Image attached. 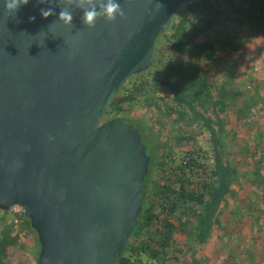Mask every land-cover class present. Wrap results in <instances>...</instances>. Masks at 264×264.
<instances>
[{"label":"water","instance_id":"1","mask_svg":"<svg viewBox=\"0 0 264 264\" xmlns=\"http://www.w3.org/2000/svg\"><path fill=\"white\" fill-rule=\"evenodd\" d=\"M189 1L119 0L125 18L101 17L94 28L82 12L105 0L83 8L29 0L14 17L0 6V211L23 208L37 264L120 258L141 212L149 158L135 127L101 120L128 80L149 69ZM48 7L74 10L72 27L43 18Z\"/></svg>","mask_w":264,"mask_h":264},{"label":"trees","instance_id":"2","mask_svg":"<svg viewBox=\"0 0 264 264\" xmlns=\"http://www.w3.org/2000/svg\"><path fill=\"white\" fill-rule=\"evenodd\" d=\"M184 6L181 15H175L169 29L159 38L149 69L167 60L164 74L159 80V87L167 95L159 97L157 101L170 112L184 117L188 126H198L195 132L188 135L190 137L185 138L183 135L185 139H177V144L193 141V138L202 137L204 131H207L211 155L195 154L193 146L189 144L186 154L176 163L170 153H165L168 159H163V152L158 153L160 149L150 150L147 155L148 172L143 182L141 212L115 264H143V260L151 264H169L168 261L172 260L176 264L182 263L180 258L188 254L187 264H203L188 248H176L174 245L178 238L175 236L185 234L193 237L199 245H205L211 232L220 225L224 198L233 194L231 186L239 177L238 169L229 162L223 142V121H213L196 109L204 108L202 111L206 112L208 107L206 109L205 106L208 103L211 108L216 107L221 112L226 106L223 101L211 97L201 63L215 62L229 52L238 51L233 35L212 34L213 25L221 17L226 25L236 28L243 26L249 35L258 38L259 53L264 63V0H191ZM190 14H198L200 17L193 19L188 17ZM200 38L203 40L200 41ZM260 89L264 95V82ZM145 90L143 83H133L129 89L122 87L111 101L104 117L105 123L121 119L133 126L135 123L128 120L127 113L135 108L138 96ZM259 103L264 107V98ZM138 133L142 142L143 136L139 130ZM250 154L253 155L252 151ZM154 167L163 177L150 182ZM258 176V166L254 165L249 178L256 180ZM149 183H153V188H150ZM1 218L4 224L0 231V264H9L8 259L22 240L20 234L23 230L8 225L5 216L1 215ZM21 225H26L29 233L35 236L25 219ZM142 234L145 241L139 239ZM179 239L181 243L185 237ZM34 240L38 245L35 237ZM168 249L174 253L171 255ZM38 258L39 254L35 264Z\"/></svg>","mask_w":264,"mask_h":264},{"label":"rangeland","instance_id":"3","mask_svg":"<svg viewBox=\"0 0 264 264\" xmlns=\"http://www.w3.org/2000/svg\"><path fill=\"white\" fill-rule=\"evenodd\" d=\"M185 6L182 5L178 12L177 16L179 17L184 10ZM176 16V17H177ZM240 27V26H238ZM238 27H234L231 25H226L224 19L221 17L219 18L215 24L213 25V35H221V34H227L229 36L233 35L236 38L235 44L238 46L237 52H229L228 54L224 55L223 58H218L215 62H202L201 68L203 67V76L205 79H207V86L209 88L211 97L214 100H222L226 104V108L224 113H221L216 110V107L211 108L209 104L205 106V108L208 110L206 112H203L200 107L196 108L199 112L203 113L205 116L211 118L213 121H218L221 117L224 118H230V115H233V119L236 117V122H234L233 126V133H234V139L237 135V132L240 131L241 128H244L243 122H240L239 120H243L242 117H251V114L256 111H259V108L262 106H257L255 110H252L251 107L253 105L258 104L262 98H264V95L260 91L261 84L264 82V77L259 79V82H253L250 80V85L244 84L246 88H235V84L233 86H229V84H225V77L229 76L230 70L234 68L233 74H235V71L240 69L241 74H249L253 71V66L260 62L262 55L259 53V44H258V38H255L251 35H248V31L245 30H238ZM235 29L234 31L231 29ZM238 30V31H237ZM237 31V32H236ZM203 38H200V41H202ZM164 41L162 42V44ZM166 54V52H165ZM164 54V55H165ZM167 55V54H166ZM242 55L247 56V59L250 56L253 57V62L248 65L247 60H241ZM166 58V56L164 57ZM255 59L257 60L256 63ZM167 60H163L161 64L157 67H152L148 69L147 71L140 73L138 75H135L131 77L130 82L125 84L124 87L127 89L132 87V84H144L145 85V91L141 96H138V101L135 104V108L131 111H128L127 118L129 121L137 124H133L135 128H137L141 134H144V139L142 138V144L147 149L152 148V145L148 142V132H152L149 136L151 139L156 141V144L158 146V153L163 152V159H168V156H165V153H170L171 159H174L176 163H179V159H181L187 152V148L189 144H193L192 141L187 140V142H184L183 144H177V139L184 138L183 135H185V138H188L190 134L196 131L198 126L192 125L188 126L186 124V119L184 117L178 116L174 112H170V110H167L162 103L158 102L157 99L159 97H164L167 94L161 90L159 87V80L161 76L164 74L165 70V62ZM261 64V63H260ZM264 68V67H263ZM226 70L227 73L224 71ZM256 71V70H255ZM259 74V73H258ZM257 74V75H258ZM260 75H264L262 72ZM256 77V75H254ZM253 76V77H254ZM234 77V76H233ZM232 77V80L234 81V78ZM242 77L240 78L241 81ZM146 81V82H145ZM255 81V80H254ZM262 82V83H261ZM254 83V84H253ZM260 87V88H259ZM260 89V90H259ZM240 112H243L242 117H237L236 115H241ZM257 116H259V112L256 113ZM226 116V117H225ZM105 119L103 118L101 120V124L105 123ZM227 131L230 129L227 128ZM228 132V133H229ZM205 137L202 136V138L196 137L194 144V153H207L211 155V147L209 144V133L207 131H204ZM243 135V133L241 134ZM178 138H177V137ZM192 136V135H191ZM184 138V139H185ZM235 141V140H234ZM160 145V146H159ZM235 147V143H234ZM236 148V147H235ZM163 174H159V171L157 168L154 167V170L152 172L150 182L152 180H156L159 177L162 178ZM165 175V174H164ZM163 181H161L162 183ZM150 188H153V183H149ZM252 209L256 210L255 206H252ZM224 211V210H223ZM1 215L5 216V221L7 220V224L9 221V218L5 212L0 211V231L1 227L4 224V221H2ZM222 216V214H221ZM224 215L222 216L223 219ZM175 223V222H173ZM10 225V224H8ZM27 225V224H26ZM24 226V229L27 230L28 227ZM29 231V229L27 230ZM31 233V232H30ZM28 233L26 236L23 235V242L20 241V244L14 248V251L12 253V256L8 259L9 264H35L37 259V251L39 254V246L36 244L34 237L32 233ZM176 238H178L177 244L174 246L179 249L188 248V250H192L195 247L204 248L205 246H201L197 244L192 237L190 236H182V235H176ZM185 237L183 241L180 243V239ZM139 239L142 241H145V236L140 235ZM223 245V244H219ZM184 246V247H182ZM33 247V248H32ZM192 248V249H191ZM169 250V249H168ZM34 251V252H33ZM170 254L172 255L174 251L169 250ZM34 253V254H33ZM169 254V255H170ZM198 256V255H197ZM179 257V255H178ZM181 261H183L185 264L189 262V254L184 256V258H180ZM182 262V263H183ZM143 264H151L148 263V261L143 260ZM169 264H174L172 260L168 261ZM181 262H178L176 264H182ZM139 264V263H138ZM206 264V263H203Z\"/></svg>","mask_w":264,"mask_h":264},{"label":"crops","instance_id":"4","mask_svg":"<svg viewBox=\"0 0 264 264\" xmlns=\"http://www.w3.org/2000/svg\"><path fill=\"white\" fill-rule=\"evenodd\" d=\"M188 17L197 19L200 15L190 14ZM229 26L231 27V25ZM241 29L245 30V27H238V30ZM247 56L242 55L241 60H247L249 65L254 59L253 57L250 59V56L247 59ZM256 62L257 60L255 59L254 63ZM263 67L264 63L261 57L260 62H257L253 66L252 73L241 74L240 69H238L233 74L234 68H232L229 71L231 72L229 76L225 77V84L233 86L236 83V86H234L236 89L246 88L244 84L248 83L250 85V80L253 82L257 80L259 82V79L264 77V75H260L261 72L263 73ZM224 71L227 73L226 70ZM257 106H260V103L253 105L251 107L252 110H255ZM225 108L221 113H224ZM258 112L259 116L256 114ZM258 112L254 111L251 117H242L243 112H240V116L239 114L236 115L237 117L244 118V121H239L243 122V126L245 127L237 132L235 139L233 126L234 122H236V117L233 119V115H230L228 119L224 117L219 119L223 121L224 134L222 137L224 145L227 148L229 162L238 169L239 177L231 186L233 194H228L224 198V204L221 207V214L224 217L222 219V216H220V225L216 226L211 232L204 248L195 247L190 250L196 259L203 263L264 264V107L259 108ZM227 128L230 129V132L226 130ZM151 133L148 132V135L150 136ZM242 133L243 135H241ZM148 135V142L156 143ZM142 136L144 139V134ZM203 136H206L205 133ZM193 139L192 146L196 143L195 138ZM234 143L236 148L234 147ZM250 151H252L253 155L250 154ZM254 165L258 166L259 176L256 180H250L249 177L254 171ZM252 206H255L256 210L252 209ZM20 228L23 230L22 234H20L23 239V235L26 236L29 231L25 230L22 225ZM192 239L194 240L193 237Z\"/></svg>","mask_w":264,"mask_h":264},{"label":"clouds","instance_id":"5","mask_svg":"<svg viewBox=\"0 0 264 264\" xmlns=\"http://www.w3.org/2000/svg\"><path fill=\"white\" fill-rule=\"evenodd\" d=\"M40 3H44L45 0H39ZM85 0H79L76 7L83 8ZM29 0H2V6L4 12L9 17H14L16 13L19 11L20 7L23 5H27ZM68 4H72L73 0H67ZM40 15L43 18H47L49 16L58 15V21L54 22H62L64 26L69 28L72 27V22L74 18V10H70L67 7H62L59 9L58 13L54 7L41 8ZM103 17L106 22L113 23L117 20V18L124 19L125 14L121 7L119 0H105V3L102 9H97L95 6L84 10L81 15V19L84 25L88 28H94L99 18ZM30 21L35 20V16L29 17Z\"/></svg>","mask_w":264,"mask_h":264},{"label":"built area","instance_id":"6","mask_svg":"<svg viewBox=\"0 0 264 264\" xmlns=\"http://www.w3.org/2000/svg\"><path fill=\"white\" fill-rule=\"evenodd\" d=\"M24 210L19 206L11 207L7 212V216L9 218L8 224L13 225L14 229L20 227V224L24 221Z\"/></svg>","mask_w":264,"mask_h":264},{"label":"flooded vegetation","instance_id":"7","mask_svg":"<svg viewBox=\"0 0 264 264\" xmlns=\"http://www.w3.org/2000/svg\"><path fill=\"white\" fill-rule=\"evenodd\" d=\"M146 143H149V144H151L152 145V148H150V149H147L146 147H145V145H144V147H145V151H146V154L147 155H149L148 153L150 152V150L151 149H155V148H158V146H157V144L156 143H151V142H146ZM160 146V145H159Z\"/></svg>","mask_w":264,"mask_h":264}]
</instances>
